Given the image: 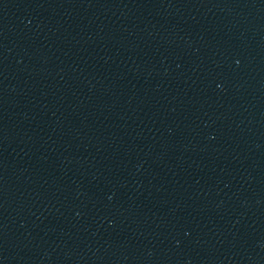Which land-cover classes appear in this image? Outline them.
<instances>
[{
    "label": "water",
    "instance_id": "obj_1",
    "mask_svg": "<svg viewBox=\"0 0 264 264\" xmlns=\"http://www.w3.org/2000/svg\"><path fill=\"white\" fill-rule=\"evenodd\" d=\"M0 264H264V0H0Z\"/></svg>",
    "mask_w": 264,
    "mask_h": 264
}]
</instances>
